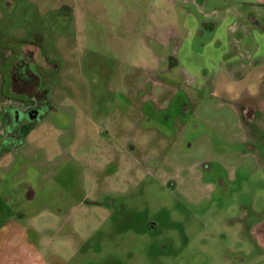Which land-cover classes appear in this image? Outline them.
<instances>
[{"label": "rangeland", "instance_id": "1", "mask_svg": "<svg viewBox=\"0 0 264 264\" xmlns=\"http://www.w3.org/2000/svg\"><path fill=\"white\" fill-rule=\"evenodd\" d=\"M183 18L0 0V264H264V70L197 86Z\"/></svg>", "mask_w": 264, "mask_h": 264}, {"label": "crops", "instance_id": "2", "mask_svg": "<svg viewBox=\"0 0 264 264\" xmlns=\"http://www.w3.org/2000/svg\"><path fill=\"white\" fill-rule=\"evenodd\" d=\"M171 1L175 11L182 10L184 24L180 30L170 25L164 46L176 40L175 53L186 56L184 69L195 72L197 86L223 84L224 78L242 82L264 70V0ZM195 45L203 57L196 54L192 66L187 56L194 55ZM210 70L216 73L204 76Z\"/></svg>", "mask_w": 264, "mask_h": 264}, {"label": "flooded vegetation", "instance_id": "3", "mask_svg": "<svg viewBox=\"0 0 264 264\" xmlns=\"http://www.w3.org/2000/svg\"><path fill=\"white\" fill-rule=\"evenodd\" d=\"M22 73H25V69L22 68ZM29 72V71H28ZM31 111H34L32 108L29 110H26V113H16V115H13V117H10V113L8 112V118H9V125L8 127L11 128L12 130L17 129V131L19 130V127H21L24 124H29L28 120L30 119V114ZM17 112V111H16ZM252 113H255L256 111H251ZM16 128H12V126H16Z\"/></svg>", "mask_w": 264, "mask_h": 264}]
</instances>
